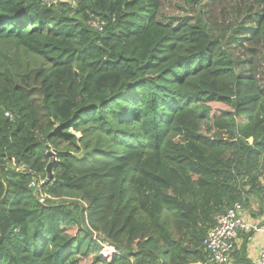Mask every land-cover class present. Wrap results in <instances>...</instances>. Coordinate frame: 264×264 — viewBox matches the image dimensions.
I'll use <instances>...</instances> for the list:
<instances>
[{
    "label": "trees",
    "instance_id": "16d2710c",
    "mask_svg": "<svg viewBox=\"0 0 264 264\" xmlns=\"http://www.w3.org/2000/svg\"><path fill=\"white\" fill-rule=\"evenodd\" d=\"M69 1L0 0V45L41 62L0 59V264L203 263L216 216L263 212L264 89L162 0Z\"/></svg>",
    "mask_w": 264,
    "mask_h": 264
},
{
    "label": "rangeland",
    "instance_id": "374dc122",
    "mask_svg": "<svg viewBox=\"0 0 264 264\" xmlns=\"http://www.w3.org/2000/svg\"><path fill=\"white\" fill-rule=\"evenodd\" d=\"M160 12L166 17V21L173 24L172 18L187 19L191 24H196L198 21L206 24L211 29L213 36L221 40V43L230 52L232 59L238 65L237 71L240 73L250 71L255 75L259 87L264 89V45L259 40H253L244 35V31H248L249 35L253 34L252 29L249 28L256 13V7L251 5L250 0H203L195 9H190L178 0H162ZM236 25L243 27L239 33L234 32ZM231 38V46H226L227 41ZM5 54L21 56L24 62L30 64H41V62L32 61L31 57L17 55L14 47L0 45V59ZM208 127L209 124H202L201 131L207 132ZM209 136L216 138L219 133H210ZM251 198L255 205H260L261 201L257 196ZM255 205L252 208L249 206V210V207L244 208V212L247 210L248 213H253Z\"/></svg>",
    "mask_w": 264,
    "mask_h": 264
},
{
    "label": "built area",
    "instance_id": "2783aa9c",
    "mask_svg": "<svg viewBox=\"0 0 264 264\" xmlns=\"http://www.w3.org/2000/svg\"><path fill=\"white\" fill-rule=\"evenodd\" d=\"M46 5H54L57 2H68L69 0H42ZM90 26L101 31L103 24L92 23ZM15 171L25 170L23 165H17L14 160L11 162ZM34 184L31 185L33 188ZM40 202H43L40 200ZM264 233V220L249 223L245 219L244 206L236 203L225 213L215 217V225L203 238L202 244L206 252V260L201 264H234L235 254L239 250L242 235ZM101 257L109 260L116 254L113 247L104 244ZM255 264H264V243L260 246V251Z\"/></svg>",
    "mask_w": 264,
    "mask_h": 264
},
{
    "label": "crops",
    "instance_id": "0c3cea01",
    "mask_svg": "<svg viewBox=\"0 0 264 264\" xmlns=\"http://www.w3.org/2000/svg\"><path fill=\"white\" fill-rule=\"evenodd\" d=\"M245 219L249 223H254L256 221L264 220V209L262 213H248L245 211ZM248 235V234H247ZM242 235L239 250L244 245L245 246V259L251 264H255L258 258V254L260 251V246L264 243V233L261 231L257 234L253 233L250 236ZM248 237V238H247ZM238 250V251H239ZM234 264L236 263V258L234 259Z\"/></svg>",
    "mask_w": 264,
    "mask_h": 264
},
{
    "label": "water",
    "instance_id": "95a60500",
    "mask_svg": "<svg viewBox=\"0 0 264 264\" xmlns=\"http://www.w3.org/2000/svg\"><path fill=\"white\" fill-rule=\"evenodd\" d=\"M43 151L46 157L48 158V164L46 166V174H47V181H49L52 179V168L54 167V164L57 162V160L54 152L47 151L45 148L43 149Z\"/></svg>",
    "mask_w": 264,
    "mask_h": 264
}]
</instances>
